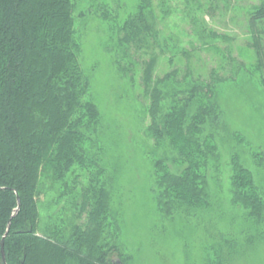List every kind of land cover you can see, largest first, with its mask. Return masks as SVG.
Wrapping results in <instances>:
<instances>
[{
	"label": "trees",
	"instance_id": "trees-1",
	"mask_svg": "<svg viewBox=\"0 0 264 264\" xmlns=\"http://www.w3.org/2000/svg\"><path fill=\"white\" fill-rule=\"evenodd\" d=\"M206 1L210 16L213 1ZM78 2L0 0V245L5 237V264H116L110 255L122 256L120 228L109 211L110 195L95 145L100 116L79 62L77 20L83 12H78ZM137 2L124 19L119 18L125 8L122 0H89V11L110 25L112 50L119 54L113 66L138 83L140 94L148 98V133L165 149L164 156L172 155L175 171L169 170L166 157L154 163L158 211L163 217L189 216L208 204L205 171L214 146L212 133L208 137L204 132L221 128L215 84L225 78L211 73L204 83L201 72L194 73L188 63L181 81L177 69L156 77L161 55H169L168 63L174 65L177 56L190 54L179 38L160 28L172 12L166 2L157 11L153 0ZM194 4L191 8L187 3V10L204 9L199 1ZM192 14L184 17L190 29L197 31L203 46L211 47L209 39L217 33L202 27L207 23L197 12ZM246 25L247 46L264 88V0L252 8ZM196 50L197 45L190 49ZM232 62L235 73L245 68ZM171 79L182 86L173 93L168 91ZM233 165V202L257 225L264 220V197L251 174L236 161ZM63 198L72 212L56 208ZM232 246L226 245L227 255L218 256L215 264L232 262L240 253Z\"/></svg>",
	"mask_w": 264,
	"mask_h": 264
},
{
	"label": "rangeland",
	"instance_id": "rangeland-1",
	"mask_svg": "<svg viewBox=\"0 0 264 264\" xmlns=\"http://www.w3.org/2000/svg\"><path fill=\"white\" fill-rule=\"evenodd\" d=\"M196 1L204 9L191 10L206 21L202 27L219 36L208 38L213 43L209 44L211 47L202 45L199 34L190 29L184 18L188 13L193 15L186 4L192 8ZM196 1L153 0L156 11L162 2L172 10L160 26L163 34L179 38L190 54L183 59L177 56L174 65L168 63L169 55H161L155 76L160 78L177 69V79L181 81L188 63L194 73L201 72L199 80L204 83L211 80V73L225 78L215 84L221 128L204 132L208 137L212 133L214 146L205 171L208 204L189 216L172 217H163L157 208L154 163L166 156L165 149L157 147L148 133L149 100L140 94L138 83L132 84L113 66L115 54H119L112 50L110 25L89 11V0L78 2V12H83L77 20L79 62L90 79L92 100L100 116L95 145L110 195L109 211L120 228L117 242L122 256L110 255L116 264H215L218 256L227 255L228 243L240 251L230 264H264V220L257 225L247 220L244 209L233 202L232 193L236 161L251 174L264 197V88L255 70L254 52L247 46L250 35L246 25L252 8L262 0H223L224 5L222 0H212L214 12L210 16L205 11L207 1ZM137 4V0H122L125 8L119 18L135 11ZM195 45L198 50L190 51ZM232 60L245 64V68L235 73ZM169 84L170 93L182 87L173 79ZM167 156L169 170L175 171V164L169 159L172 155ZM45 197L42 195L41 201ZM67 202L66 198L61 199L56 208L63 213L72 212ZM46 206L44 222L48 216Z\"/></svg>",
	"mask_w": 264,
	"mask_h": 264
},
{
	"label": "water",
	"instance_id": "water-1",
	"mask_svg": "<svg viewBox=\"0 0 264 264\" xmlns=\"http://www.w3.org/2000/svg\"><path fill=\"white\" fill-rule=\"evenodd\" d=\"M6 235H7V232H6L5 236ZM4 238L5 237H3L2 242H1V245H0V252H1V257H2L3 264H5V256H4V250H3V241H4Z\"/></svg>",
	"mask_w": 264,
	"mask_h": 264
}]
</instances>
